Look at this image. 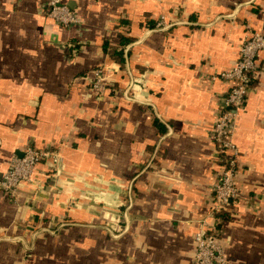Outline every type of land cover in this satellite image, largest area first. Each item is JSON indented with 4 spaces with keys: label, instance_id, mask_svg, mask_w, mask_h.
Segmentation results:
<instances>
[{
    "label": "crops",
    "instance_id": "0c3cea01",
    "mask_svg": "<svg viewBox=\"0 0 264 264\" xmlns=\"http://www.w3.org/2000/svg\"><path fill=\"white\" fill-rule=\"evenodd\" d=\"M63 1L78 26L57 25L45 0H0V175L26 145L61 156L15 200L0 190V264H191L198 225L214 223L219 73L264 31V0ZM122 37L121 63L109 51ZM233 140L224 264H264V50Z\"/></svg>",
    "mask_w": 264,
    "mask_h": 264
},
{
    "label": "built area",
    "instance_id": "2783aa9c",
    "mask_svg": "<svg viewBox=\"0 0 264 264\" xmlns=\"http://www.w3.org/2000/svg\"><path fill=\"white\" fill-rule=\"evenodd\" d=\"M46 15L57 25L65 28L78 26L80 19L63 0H45ZM157 28H166L160 21ZM264 50V31L252 30L242 40L237 58L231 69L219 73V77L229 84L227 91L220 97L209 136L215 145L217 157V182L212 189V202L206 218H213L211 225L205 218L194 233V254L191 264H224L225 254L219 240V211H225L238 196L236 174L239 169V151L233 140V124L236 113L242 108L252 89L256 72V57ZM104 88L100 74L92 84V89L100 92ZM44 159L53 163L60 161V152L54 149H38L26 145L21 154L10 158L7 169L0 175V190L11 200H15L20 183L29 181L36 166Z\"/></svg>",
    "mask_w": 264,
    "mask_h": 264
},
{
    "label": "trees",
    "instance_id": "16d2710c",
    "mask_svg": "<svg viewBox=\"0 0 264 264\" xmlns=\"http://www.w3.org/2000/svg\"><path fill=\"white\" fill-rule=\"evenodd\" d=\"M153 28L154 27V25H152V24H150V28ZM131 42V40H130V38H128V37H122L121 38V44H120V46L118 47V49L119 50H112V51H109L110 52V54L113 56V57H115L116 58V60H118V61H120L121 63L123 62V60H124V57H123V52H124V47H125V45H127L128 43H130ZM253 83V82H252ZM92 86V85H91ZM7 196V195H6ZM8 198V197H7ZM217 216L219 217V219H220V222H221V219L224 217L225 218V216L226 217H228V215L226 214V213H224V211H219L218 213H217ZM220 224V223H219ZM219 226V225H218Z\"/></svg>",
    "mask_w": 264,
    "mask_h": 264
},
{
    "label": "water",
    "instance_id": "95a60500",
    "mask_svg": "<svg viewBox=\"0 0 264 264\" xmlns=\"http://www.w3.org/2000/svg\"><path fill=\"white\" fill-rule=\"evenodd\" d=\"M21 153H19L18 155H20Z\"/></svg>",
    "mask_w": 264,
    "mask_h": 264
}]
</instances>
